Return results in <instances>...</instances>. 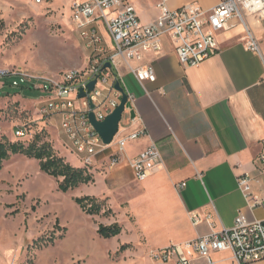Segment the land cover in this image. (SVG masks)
Wrapping results in <instances>:
<instances>
[{
	"label": "crops",
	"instance_id": "1",
	"mask_svg": "<svg viewBox=\"0 0 264 264\" xmlns=\"http://www.w3.org/2000/svg\"><path fill=\"white\" fill-rule=\"evenodd\" d=\"M129 1L143 25L156 19L158 0ZM197 1L170 0L167 6L176 9ZM200 2L209 10L218 0ZM246 38L256 42L258 52L245 48ZM217 40L218 53L194 68L179 65L167 40L160 55H146L143 62L130 64L150 65L153 83L140 84L129 70H120V85L134 98L136 124L148 133L147 138L128 143L125 155L134 157L153 143L162 157L161 166L137 186L136 199L146 198L144 204L155 207L157 226L167 234L165 247L230 229L239 212L249 221H264V206L249 211L236 182L238 176L249 174L257 180L253 190L264 192V177L255 167L264 140V22L245 18L241 25L218 34ZM110 154L108 150L101 156L100 163L106 164ZM116 167L115 179L125 170L134 181L124 158ZM192 215L200 218L198 224ZM132 218V227L139 232L138 213L133 212ZM212 259L214 264H236L229 251L215 253Z\"/></svg>",
	"mask_w": 264,
	"mask_h": 264
},
{
	"label": "built area",
	"instance_id": "2",
	"mask_svg": "<svg viewBox=\"0 0 264 264\" xmlns=\"http://www.w3.org/2000/svg\"><path fill=\"white\" fill-rule=\"evenodd\" d=\"M41 1L35 0L37 4ZM169 1L158 0L156 19L143 25L129 0H74L71 20L86 54L84 67L62 71L54 78L0 70V97L8 96L9 88L38 93L34 123L58 125L85 168L90 169L99 155L110 150L106 168L117 166L124 158L133 180L143 182L161 166L162 157L153 143L134 157L125 155L128 143L148 137L145 126L136 124L135 116L130 117L133 96L127 94L131 110L124 107L117 133L109 145L102 144L88 120L91 113L96 122H102L120 105L121 94L114 88L120 70H129L140 84L153 83L156 78L150 65L130 64L143 62L146 55H160L164 40L172 45L181 67L194 68L218 53V34L234 29L248 17L264 22V0H218L209 10L196 3L170 9ZM244 46L258 52V45L251 38L245 39ZM93 81V89L89 90ZM31 136L25 130L15 132L19 140ZM262 145L263 151L255 162L260 177H264V140ZM236 182L249 211L264 206V192L253 190L257 183L254 177L242 174ZM191 220L194 224L200 222L197 215H192ZM226 251L236 264L264 260V221H249L239 212L230 229L184 245L151 250L149 258L152 264H214L212 255Z\"/></svg>",
	"mask_w": 264,
	"mask_h": 264
},
{
	"label": "rangeland",
	"instance_id": "3",
	"mask_svg": "<svg viewBox=\"0 0 264 264\" xmlns=\"http://www.w3.org/2000/svg\"><path fill=\"white\" fill-rule=\"evenodd\" d=\"M73 1L0 0V70L54 78L62 71L82 69L85 52L71 20ZM7 92L0 97V140L17 141L18 130L27 136L41 134L54 151L84 167L58 125L34 123L38 93ZM101 156L87 169L97 176L95 183L67 193L39 170L35 159L14 155L2 163L0 264H152L150 251L165 247L167 239L157 226L155 207L144 204L146 198L136 199L140 183L132 181L129 172L122 170V177L115 179L118 168H106ZM85 196L102 202L111 214L84 215L74 200ZM133 212L140 217L139 232L132 227ZM114 223L122 228L118 237H98L97 225ZM140 236L151 248L143 246ZM124 244L130 247L119 252Z\"/></svg>",
	"mask_w": 264,
	"mask_h": 264
},
{
	"label": "trees",
	"instance_id": "4",
	"mask_svg": "<svg viewBox=\"0 0 264 264\" xmlns=\"http://www.w3.org/2000/svg\"><path fill=\"white\" fill-rule=\"evenodd\" d=\"M29 127L31 128L32 126L30 125ZM30 128L29 131L32 130ZM14 155H22L26 158L37 160L39 170L45 175L54 178L57 181L58 190L62 193L95 183L94 176L87 168L73 167L67 163L63 157L54 151L49 143L43 141L41 134H35L23 140L18 139L12 143L0 140V168L4 161ZM74 202L86 216H98L101 212H103V215L111 214V210H105L103 203L94 197L75 198ZM121 232L122 228L118 223L109 226L99 224L96 230L98 237L105 240L116 238ZM129 247L128 244L121 245L119 252L126 251Z\"/></svg>",
	"mask_w": 264,
	"mask_h": 264
},
{
	"label": "water",
	"instance_id": "5",
	"mask_svg": "<svg viewBox=\"0 0 264 264\" xmlns=\"http://www.w3.org/2000/svg\"><path fill=\"white\" fill-rule=\"evenodd\" d=\"M108 67V65H106ZM94 81L89 83L88 89L92 90L94 86ZM116 91L121 94V102L120 105L109 115L107 116L104 121L96 122L94 119L93 114L88 115V120L91 126L94 128L95 132L100 137L103 145H109L116 135L118 126L121 120V116L126 106L128 109L131 110V105L127 102V94L125 93L124 89L121 87L119 82H116L114 85ZM83 97V93L79 94V98ZM134 112L133 110L130 111V117L133 118Z\"/></svg>",
	"mask_w": 264,
	"mask_h": 264
}]
</instances>
